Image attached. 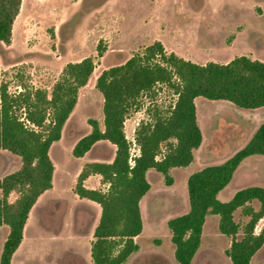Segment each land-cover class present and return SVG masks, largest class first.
Listing matches in <instances>:
<instances>
[{
    "label": "rangeland",
    "instance_id": "obj_1",
    "mask_svg": "<svg viewBox=\"0 0 264 264\" xmlns=\"http://www.w3.org/2000/svg\"><path fill=\"white\" fill-rule=\"evenodd\" d=\"M238 25L242 34L230 50L225 52L222 46H216L214 52H222L217 61L239 55L264 61V0H20L10 40L0 42V84H5L8 92L41 88L49 93L63 66L84 57H91L94 68L87 83L78 89L60 138L49 148L54 165L53 189L30 210L23 241L11 264H93L89 243L100 207L78 198L73 187L85 163L110 161L115 147L99 140L81 157H74L71 151L75 142L90 131L89 118L102 126L103 98L95 88L98 74L123 63L154 40L177 45L180 53H201L206 46L224 44L222 39ZM193 30L198 31L197 40L188 33ZM174 99L172 89L157 85L154 97H142L140 108L128 114L124 134L130 142L131 156L138 152L134 130L148 118L147 108L155 104L165 109ZM195 106L201 143L187 166L169 170L170 183L161 173L147 171L150 187L139 202L142 229L134 237L138 248L122 264H177L167 220L188 209L187 177L231 156L264 121V106L244 109L201 96L195 98ZM19 167V157L0 148V179ZM250 185L264 187L262 155L244 159L218 197L227 200L237 189ZM84 186L106 188L96 175L90 176ZM17 195L11 191L7 201L13 202ZM253 205L257 207L255 202ZM234 219L244 220L239 209ZM263 225L264 216L258 220L255 232ZM5 226H0V240ZM227 244L218 229L217 215H207L191 264H230L225 255ZM250 264H264V244Z\"/></svg>",
    "mask_w": 264,
    "mask_h": 264
},
{
    "label": "trees",
    "instance_id": "obj_2",
    "mask_svg": "<svg viewBox=\"0 0 264 264\" xmlns=\"http://www.w3.org/2000/svg\"><path fill=\"white\" fill-rule=\"evenodd\" d=\"M19 5L20 0H0V42H9ZM93 68L91 57L67 62L49 93L41 88L10 93L5 84H0V148L20 159V167L0 179V226L8 227L0 264H10L32 205L52 185L54 165L49 148L60 138L78 89L87 83ZM157 85L172 89L174 102L165 109L155 104L147 108L148 118L134 130L138 152L131 156L124 121L131 111L140 108L142 97H154ZM95 88L103 98L102 126L89 118L90 131L75 142L71 152L81 157L97 141L104 140L114 145V155L109 162L85 163L73 192L100 207L90 243L92 263L122 264L138 248L134 237L142 229L139 202L150 187L147 171L161 173L170 183L169 170L187 166L201 143L195 98L225 100L244 109L264 106V61L239 55L226 63L197 64L174 52L167 53L162 43L154 40L123 63L103 69L96 77ZM253 155L264 156V121L231 156L187 177L188 209L167 220L177 264L192 263L209 214L217 215L218 229L227 238L225 255L230 264H250L264 244V225L258 232L254 230L264 216V187L245 186L227 200L218 197L239 164ZM92 174L100 176L106 185L104 190L83 185ZM13 190L18 195L8 202ZM238 209L242 222L234 219Z\"/></svg>",
    "mask_w": 264,
    "mask_h": 264
},
{
    "label": "crops",
    "instance_id": "obj_3",
    "mask_svg": "<svg viewBox=\"0 0 264 264\" xmlns=\"http://www.w3.org/2000/svg\"><path fill=\"white\" fill-rule=\"evenodd\" d=\"M240 26H236L235 27V30H231V32L229 34H227L226 37H224L222 39V41H224V44H222V42H220V44H213V45H209V46H206L205 48H203V50L201 51V53H193V52H185V53H180V49L177 48V45H166V43H164L162 40H161V43L163 45V47L167 50V51H172L174 52L175 54H177L178 56L180 57H183L184 59L186 60H189L193 63H197V64H205L207 62H216V63H226L228 62L229 60H231L229 57H227V59H225V61H217L218 60V55H220L221 53H216L214 52L216 50V46H222V49L227 52L228 50H230L235 44H232L233 42L237 41L238 37H240V35L242 34L241 31H240ZM183 30L182 29H178V32L183 34L182 32ZM212 32V31H211ZM189 35L191 36L192 40H197L199 38V34H198V31L197 30H193V31H189L188 32ZM111 161V160H110ZM109 162V161H108ZM54 171V170H53ZM93 175H96V176H99L98 174H92V175H89L84 181H83V185L86 184V181L87 179L90 177V176H93ZM53 176V174H52ZM100 177V176H99ZM52 183V181H51ZM53 189V183L51 185V187L49 189H46L45 191H43L36 199L35 203L32 205L31 209L32 210L34 207L38 206V203L40 202V200L43 199V197L50 191ZM75 194V193H74ZM76 195V194H75ZM78 197V196H77ZM79 198V197H78ZM86 199V198H85ZM89 200V199H88ZM91 201V200H90ZM93 202V201H92ZM97 204V203H96ZM30 212V211H29ZM29 214V213H28ZM98 214L100 215V213L98 212ZM98 215V217H99ZM28 218V217H27ZM27 221V219H26ZM26 224V222H25ZM24 224V226H25ZM6 227V231H5V235H4V238H2L0 240V250H1V247H2V243L8 233V227ZM23 230H24V227H23ZM23 233H22V239H21V242L19 243L18 247L16 248V250L13 252L12 256H11V260H10V264L12 262V259L15 255V253L18 251L19 249V246L20 244L22 243L23 241ZM93 239V237H92ZM92 241V240H91ZM91 243V242H90ZM89 243V244H90Z\"/></svg>",
    "mask_w": 264,
    "mask_h": 264
}]
</instances>
